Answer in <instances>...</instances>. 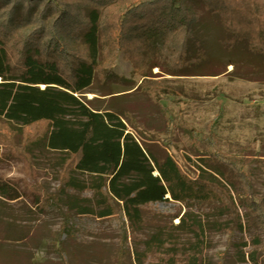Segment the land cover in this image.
I'll use <instances>...</instances> for the list:
<instances>
[{
	"label": "trees",
	"instance_id": "obj_1",
	"mask_svg": "<svg viewBox=\"0 0 264 264\" xmlns=\"http://www.w3.org/2000/svg\"><path fill=\"white\" fill-rule=\"evenodd\" d=\"M190 2L217 16L224 49L264 56V0H0V139L27 136V147L63 155L69 176L56 203L67 214L119 220L133 233L154 228L132 251L120 249L104 264H202L210 218L232 214L230 203L246 209L250 226L264 232V198L245 170L257 163L264 172L260 155L230 157L214 149L215 161L200 156L201 169L192 170L136 137L122 114L96 109L84 96L95 82H126L114 71L119 53L141 76L162 68L154 54L169 61L172 76L204 75L207 67L197 63L206 51L196 38L202 19ZM214 130L212 124L199 142L206 149L214 147ZM222 168L230 170L228 178ZM222 179L239 186L234 198ZM159 203L187 211L170 229L148 215ZM67 232L62 226L54 236L61 249ZM176 233L195 240L186 245Z\"/></svg>",
	"mask_w": 264,
	"mask_h": 264
},
{
	"label": "rangeland",
	"instance_id": "obj_2",
	"mask_svg": "<svg viewBox=\"0 0 264 264\" xmlns=\"http://www.w3.org/2000/svg\"><path fill=\"white\" fill-rule=\"evenodd\" d=\"M189 6L202 19L196 38L206 51L197 63L207 67L204 75L172 76L165 70L169 61L154 54V63L162 68L141 76L119 53L114 71L126 82H95L84 96L96 109L122 114L136 137L166 150L192 170L201 169L200 156L215 161L214 149L230 157L260 155L264 159V56L244 48L227 51L220 44L224 33L217 16L206 12L202 3ZM216 72L221 74L213 76ZM120 91L124 92L108 95ZM212 124L216 141L212 149H206L199 142L208 136ZM36 131L37 127L30 130ZM26 138L0 139V187L7 189L0 188V264H104L120 249L132 251L154 231L149 225L133 233L119 220L67 214L64 205L56 203L69 176L61 165L63 155L27 147ZM245 170L252 176L257 197L264 198V172L257 163ZM221 171L229 177V169ZM229 190L234 198L240 188L233 184ZM11 195L19 198L12 200ZM229 207L234 209L232 214L216 212L210 218L213 226L206 232L202 264H264V232L250 226L246 209L231 203ZM148 210L151 220L157 215L172 229L170 222L177 225L180 217H174L187 208L159 203ZM194 210L202 213L199 207ZM62 226L68 227V237H62L61 249L54 236ZM176 236L186 245L195 240L187 234Z\"/></svg>",
	"mask_w": 264,
	"mask_h": 264
}]
</instances>
